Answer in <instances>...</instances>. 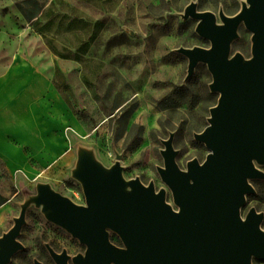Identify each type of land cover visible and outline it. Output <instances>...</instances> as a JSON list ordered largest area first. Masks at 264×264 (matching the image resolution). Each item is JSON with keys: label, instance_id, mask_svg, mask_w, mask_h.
Listing matches in <instances>:
<instances>
[{"label": "rangeland", "instance_id": "obj_1", "mask_svg": "<svg viewBox=\"0 0 264 264\" xmlns=\"http://www.w3.org/2000/svg\"><path fill=\"white\" fill-rule=\"evenodd\" d=\"M114 2L0 0V75L16 54L52 66L45 41L56 26L38 20L41 12L49 10L44 9L47 5H56L59 15L76 12L79 17L77 33L65 30L69 17L62 18V29L57 27L59 44L61 39L93 37L90 61L82 65L87 77L80 69L66 75L71 113L80 126L79 132L70 135L69 155L51 163L29 157L31 172H11L0 158V237L14 225L22 208L26 209L17 237L23 247L6 264H35L36 260L56 264L48 246L56 252L66 251L68 264H73V256L84 254L86 245L50 221L33 199L38 185L48 184L74 203L85 205L82 183L74 176L81 152H90L105 169L121 154L123 178H139L144 185L153 183L156 191L164 189L167 202L175 209L171 190L158 172V167L164 166L163 141L173 135L175 160L183 170L189 160L202 162L209 152L194 135L207 126L219 93L210 90L212 74L206 63L199 62L187 77L188 58L177 50L208 48L210 40L196 32L197 19L183 14L186 6L195 2L199 11L214 12L221 23L220 11L233 16L246 0H123L119 6ZM251 37L252 32L241 23L230 56L241 53L245 59L251 57ZM255 165L264 172V164ZM249 182L254 192L246 195L242 217L251 208L264 214V179ZM261 227L264 229V219ZM109 238L123 245L112 230ZM252 264H264V259L253 258Z\"/></svg>", "mask_w": 264, "mask_h": 264}, {"label": "water", "instance_id": "obj_2", "mask_svg": "<svg viewBox=\"0 0 264 264\" xmlns=\"http://www.w3.org/2000/svg\"><path fill=\"white\" fill-rule=\"evenodd\" d=\"M233 16L199 11L191 2L183 17L198 20L196 32L210 40V47L177 51L188 58L190 77L199 62L212 74L210 90L219 93L210 108L207 126L194 136L209 152L199 162L193 158L181 169L171 134L164 140L158 167L177 208L167 202L164 189L139 178L122 176L121 154L105 169L90 152L78 157L74 176L82 183L85 205H78L50 188L38 185L33 198L46 217L86 245L73 264H252L264 259V214L241 208L254 192L249 180L263 178L255 163L264 164V0H246ZM243 23L252 32V56H230L231 42ZM26 209L0 237V264L23 246L17 240ZM118 234L122 246L109 238ZM48 250L56 264H68L66 251ZM35 264H43L36 260Z\"/></svg>", "mask_w": 264, "mask_h": 264}, {"label": "crops", "instance_id": "obj_3", "mask_svg": "<svg viewBox=\"0 0 264 264\" xmlns=\"http://www.w3.org/2000/svg\"><path fill=\"white\" fill-rule=\"evenodd\" d=\"M122 1L115 0L114 6ZM55 7L45 6L49 10L38 16L45 25L56 26L45 41L52 66L48 68L16 54L0 75V158L11 172H31L29 157L51 163L57 157L69 155L70 135L80 129L71 113L66 75L77 69L84 73L82 65L90 61L93 37L61 39L59 44L57 27L62 29V18L69 17L65 30L77 33L79 17L76 12L59 15ZM57 18L61 20L58 22ZM86 75L85 72L83 76Z\"/></svg>", "mask_w": 264, "mask_h": 264}]
</instances>
